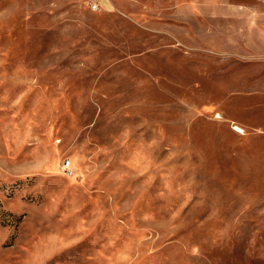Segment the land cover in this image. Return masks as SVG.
Wrapping results in <instances>:
<instances>
[{
	"label": "rangeland",
	"instance_id": "rangeland-1",
	"mask_svg": "<svg viewBox=\"0 0 264 264\" xmlns=\"http://www.w3.org/2000/svg\"><path fill=\"white\" fill-rule=\"evenodd\" d=\"M0 264H264V0H0Z\"/></svg>",
	"mask_w": 264,
	"mask_h": 264
},
{
	"label": "built area",
	"instance_id": "built-area-1",
	"mask_svg": "<svg viewBox=\"0 0 264 264\" xmlns=\"http://www.w3.org/2000/svg\"><path fill=\"white\" fill-rule=\"evenodd\" d=\"M65 169L70 173V174H73V171L71 169V162L70 161H67L66 164H65Z\"/></svg>",
	"mask_w": 264,
	"mask_h": 264
}]
</instances>
